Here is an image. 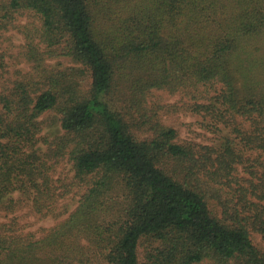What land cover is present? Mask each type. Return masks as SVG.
I'll use <instances>...</instances> for the list:
<instances>
[{"label":"trees","instance_id":"obj_1","mask_svg":"<svg viewBox=\"0 0 264 264\" xmlns=\"http://www.w3.org/2000/svg\"><path fill=\"white\" fill-rule=\"evenodd\" d=\"M11 30L24 42L9 55L30 70L7 75L0 52V194L33 189L49 215L86 190L40 238L0 228V264H264L251 237L264 238V81L235 67L264 37V0H0V43ZM161 90L235 138L180 142ZM48 111L64 132L41 157ZM66 159L74 175L56 185Z\"/></svg>","mask_w":264,"mask_h":264},{"label":"rangeland","instance_id":"obj_2","mask_svg":"<svg viewBox=\"0 0 264 264\" xmlns=\"http://www.w3.org/2000/svg\"><path fill=\"white\" fill-rule=\"evenodd\" d=\"M23 42V35L17 30L7 31L4 34V40L0 43V52H8L4 61L6 66H8L9 73L7 75L13 74L17 69L24 72L30 70V64L23 61L16 63L13 59V56L18 54ZM255 44H262L263 50L254 51L253 45ZM10 53L13 54L12 57L9 55ZM49 63L54 68H64L68 65V62L64 58H51L49 59ZM235 67L238 76L241 78V83L245 82L247 84L248 82H255L258 84L264 81V37L262 39H251L248 42L247 48L239 51L235 57ZM157 95L162 99V103L165 106L160 111V118L165 124L177 130L178 140L180 142H191L200 148L204 146L220 148L225 141V137L235 138L230 131L224 128L221 131H211L212 128L209 127L210 123L208 120L184 108L185 99L180 93L170 94L168 91L161 90L157 91ZM39 120L42 129L38 135L39 142L35 148L40 153V156L43 157L42 153H45L48 148L46 141H51L56 136L62 134L64 130L61 124V115L54 111L46 112ZM235 145L238 148L240 147L236 143ZM254 155L256 153H248L250 157ZM262 160L264 161V152L261 158L258 159V161ZM255 163L259 162L254 161L252 158L251 161L247 162V165L249 166ZM51 174L56 181V185L60 184L62 177H73V166L66 159L55 164V168ZM77 190L83 192L86 190V187L84 186L81 190L76 188L66 194L65 197L58 198L56 203L53 202L51 205L53 206L52 209L54 212L49 215H42L35 211L33 203L36 191L33 189L23 188L7 194H0V228H9L10 226V228L13 227L19 234H32L36 238H40L49 228L62 222L75 210L78 206L79 197L81 196V193H77ZM58 191H63L62 186ZM217 202L214 199L210 202L211 208L216 211L220 210ZM251 237L257 248L264 253V238L262 234L252 230ZM140 256L143 260V246L140 248Z\"/></svg>","mask_w":264,"mask_h":264}]
</instances>
